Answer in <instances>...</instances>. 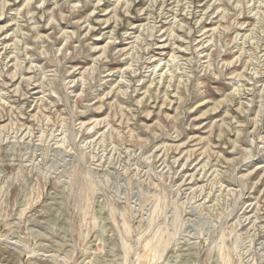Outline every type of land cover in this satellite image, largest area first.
I'll return each instance as SVG.
<instances>
[{
  "label": "rangeland",
  "instance_id": "rangeland-1",
  "mask_svg": "<svg viewBox=\"0 0 264 264\" xmlns=\"http://www.w3.org/2000/svg\"><path fill=\"white\" fill-rule=\"evenodd\" d=\"M0 264H264V0H0Z\"/></svg>",
  "mask_w": 264,
  "mask_h": 264
},
{
  "label": "bare ground",
  "instance_id": "bare-ground-1",
  "mask_svg": "<svg viewBox=\"0 0 264 264\" xmlns=\"http://www.w3.org/2000/svg\"><path fill=\"white\" fill-rule=\"evenodd\" d=\"M259 218V217H258Z\"/></svg>",
  "mask_w": 264,
  "mask_h": 264
}]
</instances>
